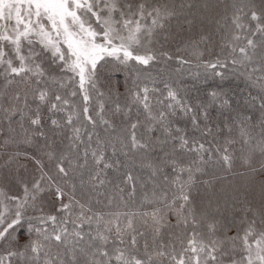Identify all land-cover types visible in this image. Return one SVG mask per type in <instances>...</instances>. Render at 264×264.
I'll use <instances>...</instances> for the list:
<instances>
[{
  "label": "snow or ice",
  "instance_id": "6c2138e0",
  "mask_svg": "<svg viewBox=\"0 0 264 264\" xmlns=\"http://www.w3.org/2000/svg\"><path fill=\"white\" fill-rule=\"evenodd\" d=\"M192 7L0 0V264H264V0L231 4L221 52L190 36L192 58L169 71L165 45L215 6ZM223 70L248 93L217 84L193 104L183 74ZM237 132L242 182L218 190L212 169L232 173ZM138 182L149 210L114 208ZM173 229L183 238L165 242Z\"/></svg>",
  "mask_w": 264,
  "mask_h": 264
},
{
  "label": "trees",
  "instance_id": "16d2710c",
  "mask_svg": "<svg viewBox=\"0 0 264 264\" xmlns=\"http://www.w3.org/2000/svg\"><path fill=\"white\" fill-rule=\"evenodd\" d=\"M169 3L178 2V0H168ZM186 4H191L193 7L190 9H186V11H190L192 13L198 12L201 5L204 3H210L214 5L211 17L209 19H206L203 21V23L197 21L196 26L191 31H183L180 33L179 36L176 37V39L171 40L168 44L165 45V48L170 51L173 56L174 60L169 62V71H172L178 67L175 57L176 56H182L186 59H190L193 56L191 49H186L185 45L183 44V41L186 40L190 36H196L199 33L204 34H211L212 40H213V46L211 48V52L213 54L220 53L221 47L220 44L222 42V38L227 37L231 32V26L229 23H226L225 21L221 20L220 24L216 23L217 19H220L221 17H224L225 15L230 16L231 10L230 5L233 3L238 2H244V0H184ZM260 0H256V3L259 4ZM253 25L255 22H252ZM173 32H176L177 29L175 27V21H173ZM179 48V51L177 49ZM201 51H203V47L201 48ZM207 53H205L204 59H208ZM160 68L161 71H164L163 66H157ZM187 67V66H185ZM193 72H200L203 73V69H198L195 66V60H193L192 69ZM225 71L227 79L220 80V78L216 79H209L205 81L203 79V75H201V78L199 81H196L190 76L187 72L183 74V80L184 83L188 87V98L191 100L193 104H196L198 102L199 97H203L204 90L206 88H215L217 84L222 85L223 90L228 92L230 95L235 96L236 98H240L244 95H246L249 91L247 83L244 78L240 77L237 74H233L231 70H223ZM195 85V86H194ZM199 89V91H197ZM256 88L252 89V94L255 95ZM215 115V113H213ZM181 126L187 125L189 129H191V124L189 123L188 117H182L180 118ZM51 135V133H50ZM234 138L236 139V143L232 145L231 151L234 153V155L237 157L236 162L233 166V171L231 174L226 173L222 166L216 165L212 171L214 175L224 177V179L220 180L216 187L217 189L221 188H227L229 184H239L242 182V177L239 175L240 173L244 172L245 169L241 166V162L244 155V148L242 147L241 143L239 142V134L234 133ZM57 142L61 139L60 137H55ZM135 175H145L144 173H140L138 171L134 172ZM86 178V177H85ZM207 178V177H206ZM151 188V185L148 186ZM143 189L141 187V183L138 182L137 184V195L133 201L128 202L127 206L125 207L122 202H120L118 199L114 202V208L118 205L119 211H128V212H140L149 210L147 208L142 207V196ZM77 196H79V192H77ZM173 233L176 234V236H179L181 239L183 238V233L179 229H173L171 232H166L164 234V240L165 242H168L172 239H175L173 236ZM233 233H229L231 235ZM180 240H176V246L179 247Z\"/></svg>",
  "mask_w": 264,
  "mask_h": 264
}]
</instances>
